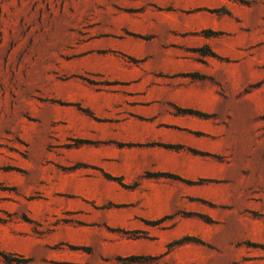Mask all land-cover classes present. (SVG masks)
Wrapping results in <instances>:
<instances>
[{
    "label": "rangeland",
    "instance_id": "374dc122",
    "mask_svg": "<svg viewBox=\"0 0 264 264\" xmlns=\"http://www.w3.org/2000/svg\"><path fill=\"white\" fill-rule=\"evenodd\" d=\"M0 264H264V0H0Z\"/></svg>",
    "mask_w": 264,
    "mask_h": 264
},
{
    "label": "trees",
    "instance_id": "16d2710c",
    "mask_svg": "<svg viewBox=\"0 0 264 264\" xmlns=\"http://www.w3.org/2000/svg\"><path fill=\"white\" fill-rule=\"evenodd\" d=\"M190 112H192V111H190Z\"/></svg>",
    "mask_w": 264,
    "mask_h": 264
}]
</instances>
